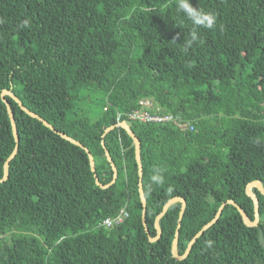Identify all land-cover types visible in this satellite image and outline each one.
I'll return each instance as SVG.
<instances>
[{
  "label": "trees",
  "instance_id": "16d2710c",
  "mask_svg": "<svg viewBox=\"0 0 264 264\" xmlns=\"http://www.w3.org/2000/svg\"><path fill=\"white\" fill-rule=\"evenodd\" d=\"M175 3L0 0V179L16 146L4 90L17 98L5 95L19 136L0 181V264H264L257 187V225L227 203L177 258L182 202L175 201L150 240L175 197L186 202L177 238L183 255L229 199L254 221L246 187L264 188V0H192L215 13L216 26L195 28L202 43L187 51L194 26ZM144 99L189 127L130 119ZM119 114L140 141L145 224L135 141L117 125ZM106 151L118 176L103 188L95 174L101 184L114 176ZM157 165L159 184L150 179Z\"/></svg>",
  "mask_w": 264,
  "mask_h": 264
},
{
  "label": "water",
  "instance_id": "95a60500",
  "mask_svg": "<svg viewBox=\"0 0 264 264\" xmlns=\"http://www.w3.org/2000/svg\"><path fill=\"white\" fill-rule=\"evenodd\" d=\"M8 94L10 96H14V94L12 93V91L10 90H4L2 92V98L4 99V101L6 102L7 104V110H8V113H9V116L11 118V123H12V127H13V133H14V136H15V140H16V146H15V149L14 151L12 152V154L7 158V160L5 161V164H4V175H3V178L0 179V181H3L5 179H7L8 177V168H9V162L10 160L15 156V154L17 153L18 151V148H19V136H18V132H17V129H16V120H15V116H14V113L12 111V108L9 104V102L5 99V95ZM16 98V97H15ZM17 99V98H16ZM22 108L26 110V112H28L29 114L33 115V116H36L40 119L43 120L44 124L47 125L48 127H50L52 130H55L57 131L48 121L44 120L43 118H41L39 115H37L36 113H34L33 111H30L29 109H27L22 103H20ZM117 125H120L122 127H124L128 133L134 138V141H135V147H136V158H137V161H138V165H139V175H140V181H139V191H140V195H141V200H142V203H143V220H144V224H145V218H146V199H145V195H144V191H143V185H142V174H143V166H142V163H141V157H140V141L138 139V137L134 134V132L130 129L129 125L127 122L125 121H121L119 122ZM115 126H111L110 128H108L106 131H109L111 128H114ZM59 134H61V136H63L64 138L70 140L71 142L75 143V144H78L80 146H83L79 141L75 140L74 138L68 136L67 134L63 133V132H60L58 131ZM85 150L88 152L89 154V160H90V164H91V168L93 171H95V163H94V159H93V156L92 154L89 152V150L84 147ZM106 154L108 156V160L112 162V159H111V156L109 154L108 151H106ZM112 167H113V170H114V176H113V179L111 180V182H109L108 184H101L99 179L97 178L96 174H95V177H96V183L98 185H100L101 187L103 188H106L108 186H110L112 183H114L117 179V176H118V171H117V168L115 166V164L112 162ZM252 187H257L260 189V191L264 194V188L262 187V185L257 182V181H252L250 182L247 187H246V191H247V194L253 199L254 201V205H255V219L254 221H251L247 214L244 212V210L242 209V207L240 205H238L234 200H228L227 202H224L218 209L215 217L210 221L208 222L207 224H205L203 226V228L201 230H199V232L195 235V237L189 242L188 244V247H187V250L185 252V254L183 255H179L178 252H177V238H178V234H179V228H180V222H181V219L183 217V212H184V209H185V205H186V202L183 198L181 197H175L171 200H169V202L164 206L163 208V211L157 216L156 218V227L158 229V235L156 237H151L150 240L151 241H154L156 240L160 235H161V229H160V226H159V219L161 218V216L165 213V211L167 210L168 206L175 202V201H181L182 202V208H181V212H180V217H179V223H178V226H177V230H176V233H175V239H174V245H173V252H174V255L177 257V258H184L186 257L189 252H190V249L194 243V241L196 240V238L198 236H200L206 229H208L211 225H213L217 220L218 218L220 217V215L222 214V211L225 207V205L227 203H230V204H233L235 205L238 210L240 211V213L242 214V217L244 219V222L247 224V225H250V226H254V225H257L258 222H259V219H260V216H259V200L258 198L256 197V195L252 192Z\"/></svg>",
  "mask_w": 264,
  "mask_h": 264
},
{
  "label": "clouds",
  "instance_id": "9594fccd",
  "mask_svg": "<svg viewBox=\"0 0 264 264\" xmlns=\"http://www.w3.org/2000/svg\"><path fill=\"white\" fill-rule=\"evenodd\" d=\"M175 6L177 12L183 14L194 26V29L190 33V37H185L183 42L184 51H187L192 48L194 44L202 43V41L199 40V36L195 28L213 29L216 26V15L211 11L193 6L192 0H176ZM28 25L29 22L27 20L22 22L23 27H27ZM152 172L153 175L150 178L151 181L156 184L162 183L163 169L157 165L153 167ZM212 246L213 241H206L207 248H211Z\"/></svg>",
  "mask_w": 264,
  "mask_h": 264
},
{
  "label": "built area",
  "instance_id": "2783aa9c",
  "mask_svg": "<svg viewBox=\"0 0 264 264\" xmlns=\"http://www.w3.org/2000/svg\"><path fill=\"white\" fill-rule=\"evenodd\" d=\"M130 119L139 120L143 122H174L181 129H187L189 123L177 119L171 114H165L161 112V107L150 99H144L140 102V106L137 109L128 113ZM118 122H120V114L118 115ZM192 128V127H191ZM122 216H118L115 219L108 218L105 220V224L111 226L114 222H121Z\"/></svg>",
  "mask_w": 264,
  "mask_h": 264
}]
</instances>
